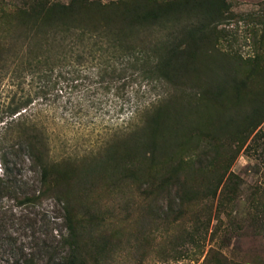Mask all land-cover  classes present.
<instances>
[{
	"label": "trees",
	"instance_id": "1",
	"mask_svg": "<svg viewBox=\"0 0 264 264\" xmlns=\"http://www.w3.org/2000/svg\"><path fill=\"white\" fill-rule=\"evenodd\" d=\"M17 5L9 17L20 32L4 42L0 38V78L10 74L22 83L29 75L35 80V103L46 105V110L60 97L54 94L63 88H58L59 83L78 92L84 87L83 80H87L88 96L112 91L111 110L105 108L107 98L91 101L88 96L91 104L86 110H94L106 121V116L118 118L116 114H121L127 105L130 115L121 119L124 132L119 136V132L108 129L103 144L97 149L91 145L86 155L110 156L115 152L118 136L122 137L123 145L135 153L131 171L145 177L147 194L168 195L173 190L177 216L185 212L186 205L198 201L207 204L204 201L215 199L217 209L223 208L222 212L230 215L227 204L236 198L240 186L232 180L237 176L229 167L220 164L222 155L216 147L212 148L214 153L204 150L201 154L192 148L193 155L185 158L187 162L172 153L168 156V149L184 145L179 136L186 126L183 118L188 103L171 107V96H159L141 105L138 96L142 86L148 89L146 86L170 83L173 88L178 87L181 77H187L199 44L209 39L227 18V0H20ZM222 87L221 82L214 85L208 81L203 91L208 96ZM142 92L140 98L145 95V90ZM31 102L29 98L16 102L12 99L3 111L10 119L4 121L0 137V198L13 202L7 207L0 204V238L12 247L4 264H91L102 256L105 239L86 240L85 219L76 210L75 199L92 170L79 162L85 153L64 152L61 158H53L54 131L50 132L48 126L58 123L50 115L41 119L39 114L44 109L29 111ZM258 103L255 116L245 129L254 130L264 118V100ZM78 106L77 111H81L82 104ZM62 124L65 129L60 135L67 131L66 123ZM99 166L95 162L91 168ZM44 199H52L53 207L62 211L65 224L64 232H59L56 245L45 259L41 246L35 251L31 245H17L14 231L3 235L5 222L14 224L16 216L22 217L15 205L35 206V202ZM250 204L256 213L254 220L260 222L264 231L263 188L250 196ZM210 220V213L194 214L189 228H184L183 238L191 245L201 246ZM230 223L229 218L227 226ZM221 226H213L216 235L223 229ZM229 230L227 227L223 232ZM212 237L213 234L209 240ZM222 245L202 251L200 264H243L229 260Z\"/></svg>",
	"mask_w": 264,
	"mask_h": 264
},
{
	"label": "rangeland",
	"instance_id": "2",
	"mask_svg": "<svg viewBox=\"0 0 264 264\" xmlns=\"http://www.w3.org/2000/svg\"><path fill=\"white\" fill-rule=\"evenodd\" d=\"M54 1L66 3L69 0ZM227 2L230 4L227 18L209 39L199 44L187 77L184 80L181 77L178 87L173 88L170 83L146 86L148 89L142 86L138 96L141 105L159 96H171V107L188 103L183 118L186 126L179 136L184 145L176 150L168 149V156L172 153L187 162V157L193 155L192 148L201 154L204 150L214 153L212 148L216 147L222 155L220 164L229 167L228 170L237 176L232 180L240 186L236 198L227 204L229 216L222 212L223 208L217 209V199L204 201L207 204L198 201L186 205L185 212L177 216L173 190L168 195L165 192L147 194L145 177L131 171L135 153L127 149L123 138L119 137L125 127L121 119L130 115V107L126 105L121 114H116L118 118L106 116V121L94 110H86L91 101L98 98H107L105 108L110 109L114 104L112 91L103 96H88L87 80H83L84 87L78 92L59 83L58 88H63L54 94L60 97L53 106H47L50 110H46V105L35 103V80L29 75L22 83L10 74L0 78V118L4 117L0 121V137L4 121L10 119L3 113L7 103L12 99L16 102L29 98L32 100L29 111L44 109L40 118L50 115L58 123L48 126L50 132L54 131L51 140L54 159L61 158L64 152L85 153L79 162L92 171L75 199V207L85 219L86 240L105 239L102 256L91 264H200L201 252L218 244H223V253L233 262L264 264V231L260 222L254 220L256 213L250 204V196L264 190V118L254 130L245 129L252 115L255 116L256 103L264 100V0ZM17 4L20 0H0V38L3 42L20 32L9 17L19 6ZM208 81L214 85L221 82L223 87L218 93L207 96L203 87ZM142 90L145 95L140 98ZM80 103L82 110L77 111ZM63 121L67 125L63 134L67 133L66 137L60 135L65 129L61 125ZM110 128L116 134L119 132L115 152L110 156L86 155L91 145L97 149L103 144ZM95 162L100 166L92 169ZM193 175L197 177L196 173ZM37 180L38 172L35 171V183ZM7 203L13 202L6 197L0 198L1 205L7 207ZM52 203V199H44L35 202V206L15 205L22 217L16 216L14 224L5 222L3 235L14 231L17 245H31L35 251L41 246L40 252L45 259L56 245L59 232L65 229L62 211L56 210ZM195 212L210 213V228L201 246L191 245L183 238L184 228H189ZM229 218L231 223L227 226ZM216 223L223 228L217 235L213 227ZM227 227L230 230L223 232ZM11 249L6 240L0 238V264L6 263Z\"/></svg>",
	"mask_w": 264,
	"mask_h": 264
}]
</instances>
